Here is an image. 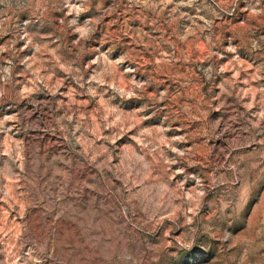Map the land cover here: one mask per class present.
<instances>
[{"label": "rangeland", "instance_id": "obj_1", "mask_svg": "<svg viewBox=\"0 0 264 264\" xmlns=\"http://www.w3.org/2000/svg\"><path fill=\"white\" fill-rule=\"evenodd\" d=\"M0 264H264V0H0Z\"/></svg>", "mask_w": 264, "mask_h": 264}]
</instances>
